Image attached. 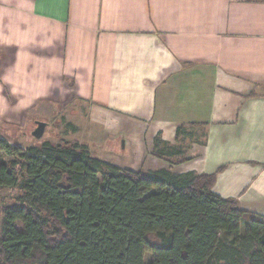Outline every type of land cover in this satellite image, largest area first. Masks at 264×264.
Returning <instances> with one entry per match:
<instances>
[{
	"label": "crops",
	"instance_id": "crops-1",
	"mask_svg": "<svg viewBox=\"0 0 264 264\" xmlns=\"http://www.w3.org/2000/svg\"><path fill=\"white\" fill-rule=\"evenodd\" d=\"M65 112L131 121L150 151L198 125L196 174L222 168L212 191L264 217V0H0V139L39 147Z\"/></svg>",
	"mask_w": 264,
	"mask_h": 264
},
{
	"label": "trees",
	"instance_id": "trees-1",
	"mask_svg": "<svg viewBox=\"0 0 264 264\" xmlns=\"http://www.w3.org/2000/svg\"><path fill=\"white\" fill-rule=\"evenodd\" d=\"M197 127L176 128L172 147L156 136L152 156L187 162L205 135ZM0 154L13 158L0 161V188L21 193L1 212L0 264H145L146 253L147 264H264V217L212 191L222 168L134 172L76 142L22 149L0 139Z\"/></svg>",
	"mask_w": 264,
	"mask_h": 264
},
{
	"label": "rangeland",
	"instance_id": "rangeland-1",
	"mask_svg": "<svg viewBox=\"0 0 264 264\" xmlns=\"http://www.w3.org/2000/svg\"><path fill=\"white\" fill-rule=\"evenodd\" d=\"M64 116V119L59 117L48 118L46 121L48 125L44 130V135L38 141L43 142L46 140L52 144L76 142L80 145H84L80 143L84 142L93 158L134 172L157 171L159 168H165V164L168 166L167 163L164 164V162L159 161L152 154H149L151 153L150 147L146 149L140 133L142 128L136 126L131 121H125V124L121 125L122 127L114 128V125L110 126L109 121H105L104 119L102 124L91 126L90 122L87 123L88 119L84 120L81 116L72 117L68 112H65ZM69 122L75 123L77 128L74 129ZM204 137L206 138V135H197L194 142H191L193 143L189 153L191 164L184 165L183 163L179 165V171L185 173L192 172L195 175H199L196 173L203 170L205 161L204 159L201 160L202 157L200 158V148ZM34 140L36 139L32 137V143H34ZM165 143L170 145L169 147L176 146L174 139L169 142L166 141ZM11 159L13 158L5 154H0V161L4 163H8ZM260 168H262L261 164H255V169L258 170ZM20 197L21 193L16 188H0V228L2 210L5 207L20 204ZM150 259L151 254L146 253L144 263L147 264Z\"/></svg>",
	"mask_w": 264,
	"mask_h": 264
},
{
	"label": "water",
	"instance_id": "water-1",
	"mask_svg": "<svg viewBox=\"0 0 264 264\" xmlns=\"http://www.w3.org/2000/svg\"><path fill=\"white\" fill-rule=\"evenodd\" d=\"M46 126L47 124L43 121L35 122V127L31 133L32 137L39 140L43 136Z\"/></svg>",
	"mask_w": 264,
	"mask_h": 264
}]
</instances>
